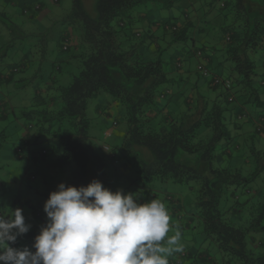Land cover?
<instances>
[{"label": "trees", "instance_id": "16d2710c", "mask_svg": "<svg viewBox=\"0 0 264 264\" xmlns=\"http://www.w3.org/2000/svg\"><path fill=\"white\" fill-rule=\"evenodd\" d=\"M2 1L15 4V0H0L4 8ZM174 2L95 0V14L90 15L84 0H72L66 21L77 24L61 33L58 42V51L71 54L53 61L51 69L60 72L61 65L73 59L77 73L67 85L53 82V89L51 85L37 89L32 98L35 104L20 107L28 126H36L38 132L33 143L27 135L20 137L15 159L27 157L36 163L35 171L26 173L23 183L14 175L8 177L0 163V191L5 183L10 187V209L21 208L30 225L24 247L32 249L35 235L47 220L44 203L59 183L79 187L96 179L107 187L130 176L139 189L154 178L162 183H187L193 192L189 215L200 225L193 228L196 234L199 229L203 240L212 239L226 263L264 264V185L251 186L264 171V0H201L198 9L190 0L191 7L182 9L172 22L159 16L162 23L158 25L147 18L148 8L162 12ZM19 8V14L29 19L41 10L28 0H21ZM6 14L0 9V19H7L1 25L8 22L9 31L23 42L20 37L29 36ZM146 20L145 29L140 28L138 24ZM2 41L0 150L6 139L4 124L11 117L16 119L7 91L19 88L18 81L30 79L15 78L26 70L29 55L22 53L19 60L11 57L22 49L30 53L31 47L16 48L13 41ZM182 52L187 60L193 55L214 67H195L191 80ZM8 57L10 63L5 61ZM214 77L228 80L229 86L214 84ZM101 92L110 96L125 126L112 147L97 143L88 131L87 103ZM45 133L58 141V154L56 146L38 149L33 145ZM229 147L246 158L243 164H233ZM179 151L195 157L178 160ZM245 167L251 170L245 173ZM36 176L39 181L34 185L31 181ZM152 198L158 197L151 191L140 197L141 201ZM177 209L170 210L171 222L187 230L189 225L180 220L187 218L186 213L176 215ZM177 258L178 264H209L211 255L185 243V251L170 262Z\"/></svg>", "mask_w": 264, "mask_h": 264}, {"label": "rangeland", "instance_id": "374dc122", "mask_svg": "<svg viewBox=\"0 0 264 264\" xmlns=\"http://www.w3.org/2000/svg\"><path fill=\"white\" fill-rule=\"evenodd\" d=\"M174 5L169 7V9L165 8L164 11L158 12L155 8H148L147 9V18L149 20L153 19V21L159 22L160 18L164 17V21L172 22L174 18L180 16V11L182 9H187L191 7L190 0H174ZM192 1V0H191ZM207 1V0H204ZM15 4H8L2 1L4 6H0V9L7 13V17L9 21H11L16 27H18L23 32L27 33L29 37L21 38L20 40H24L23 42H19V38L15 32L9 31V23L6 22L5 26L1 25L0 22V41H13V46L16 48H21V46L27 48L30 47V53L27 49L19 50V54L17 52L11 57L13 60H19L22 53H27L29 57L27 58V68L26 70L18 73L15 75L16 80L19 79H27L30 78L26 83L23 81H18L17 86L19 88H13L7 91V98L10 101L11 106L14 108L16 112V119L13 121L11 119L7 120L4 124V131L6 135V139L2 143V147L0 150V163L2 165V170L7 173L8 177L12 178L16 176L17 179L21 180V182L25 183L26 178L24 175L29 171H35V164H32V161L29 160L27 157L23 159H15V147L18 145L20 137L27 135L29 142L33 143L34 139L37 135L38 129L36 126L32 125L31 127L28 126V118L21 113L22 109L21 106L31 107L35 104L36 100H32L33 96L35 95V91L37 89H41L45 87V85H51V88L56 84H52L53 82H58L63 85H67L72 76L77 73L78 65L77 62L73 59L70 60L69 64L61 65V71H53L52 62L58 61L59 59L68 58L71 54V51L61 52L58 51V42H59V35L64 31L73 30V27L77 24L76 22L67 23L66 18L69 12L71 11L72 7V0H28L30 4H38L41 6V10L36 12V16L33 19H29L26 16H21L19 14V7L21 5V0H15ZM201 0H193V6L197 8V4H200ZM202 3V2H201ZM189 5V6H186ZM85 10L90 14H95V0H84ZM186 6V7H185ZM141 10V8H138ZM198 9V8H197ZM224 9L221 12H225ZM4 20V19H0ZM4 21H7L4 20ZM162 21V20H161ZM175 21V20H174ZM159 22L158 25H160ZM45 34V35H41ZM209 36H212V34ZM2 41V42H3ZM23 43V44H21ZM170 51L171 48H168L165 51V54ZM183 54V52H182ZM10 55V54H9ZM19 55V57H18ZM164 55V54H163ZM66 56V57H65ZM165 57V56H164ZM182 60H185V69H191V72L188 76L191 75V79L194 78V68L196 66L197 58L193 55L184 57L182 56ZM11 59L5 58L6 63H10ZM26 60L25 58H23ZM216 61V60H215ZM17 62V61H14ZM207 68L214 67V65H206ZM222 77L223 74H221ZM5 93V95H6ZM12 101H17V104H14ZM34 103V104H33ZM86 115L90 120L89 126V135L97 142V143H106L110 147L115 145L118 140L121 139L122 135L125 131L124 124L120 121V112L118 108L113 104L110 96L105 92H101L95 97H92L88 100ZM117 121L116 125H113V122ZM111 131L110 134H106V131ZM36 147L39 149L41 147H52L56 146V154H58L61 149L58 144L57 140L52 139L46 133L41 134L39 139L37 140ZM29 146V145H28ZM35 147V146H34ZM232 147V146H231ZM228 148V152L230 153L229 158H231L234 165L240 166L243 164V161L246 159L244 156H237V154L231 149ZM27 146L24 147L26 151ZM47 149V148H46ZM47 155L46 160L51 157ZM194 155H188L181 151L177 153L178 160H186L190 161L194 159ZM224 164L226 165V160ZM223 164V165H224ZM250 167H245V173L250 171ZM3 178V176L1 177ZM39 177L31 181L32 184H36L38 182ZM134 183L130 181V176L127 179H123L121 183L116 185L107 186L112 191L122 190L124 193L133 192L137 193L139 197L145 196L147 191L153 192L156 196L161 199L163 202L166 203L169 211L172 207H178L177 214L184 215L186 213L187 218L183 216L180 218L183 224H188L189 227L187 230L182 229V236L183 242L186 244H197L201 247V250H208L211 255V258L214 260L216 264H222L224 261V256L222 255L221 251H219L217 245L212 239L203 240V235L199 236V229L197 230L194 226L198 227V219L194 216L189 215L193 209V192L189 189V185L187 183H174L172 181H168L165 183L160 182L158 179L154 178L151 182L146 183L141 189H139V185H133ZM5 186L0 191V201L1 206L7 207L4 211H10V202H11V190L9 186ZM264 185V171L259 175L257 179L252 182V187L260 188ZM127 186V187H126ZM134 188L133 191L131 189ZM135 191V192H134ZM15 209V208H11ZM171 215V213H170ZM173 215H171L172 218ZM174 217V216H173ZM194 218L193 222H189L188 219ZM200 226V225H199ZM25 235V234H24ZM24 235L17 238V245L13 247L23 248L25 246L23 242ZM226 259V258H225ZM214 263V264H215ZM199 264H206V263H199ZM228 264H239L237 261L233 260V262H229Z\"/></svg>", "mask_w": 264, "mask_h": 264}, {"label": "clouds", "instance_id": "9594fccd", "mask_svg": "<svg viewBox=\"0 0 264 264\" xmlns=\"http://www.w3.org/2000/svg\"><path fill=\"white\" fill-rule=\"evenodd\" d=\"M3 209L0 264H171L185 251L182 226L171 222L165 202L141 201L96 179L79 187L61 182L49 193L34 251L12 246L30 229L23 210Z\"/></svg>", "mask_w": 264, "mask_h": 264}, {"label": "crops", "instance_id": "0c3cea01", "mask_svg": "<svg viewBox=\"0 0 264 264\" xmlns=\"http://www.w3.org/2000/svg\"><path fill=\"white\" fill-rule=\"evenodd\" d=\"M148 21L146 20V21H143L142 22V25H141V23L140 24H138V26L140 27V28H142V29H145V27H146V23H147ZM197 58V57H196ZM196 68H197V70H204L205 69V67H206V62H204L202 59H200V58H197V62H196V66H195ZM192 80V79H191ZM201 88H205V86H204V83H201ZM110 132L111 131H109V132H107V134H110ZM194 246H198V245H194ZM215 262H214V260L212 259V258H210V263L209 264H214ZM216 264V263H215ZM222 264H228V263H226V262H224V261H222Z\"/></svg>", "mask_w": 264, "mask_h": 264}, {"label": "built area", "instance_id": "2783aa9c", "mask_svg": "<svg viewBox=\"0 0 264 264\" xmlns=\"http://www.w3.org/2000/svg\"><path fill=\"white\" fill-rule=\"evenodd\" d=\"M203 74L204 75H207V72L206 71H204L203 72ZM213 83L214 84H217V83H222L225 87H228L229 86V81L228 80H223V81H221V80H219L218 78H213ZM178 258L173 262V263H171V264H178Z\"/></svg>", "mask_w": 264, "mask_h": 264}]
</instances>
